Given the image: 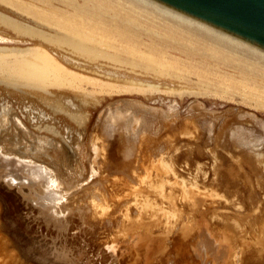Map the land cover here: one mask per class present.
<instances>
[{
    "label": "rangeland",
    "instance_id": "rangeland-1",
    "mask_svg": "<svg viewBox=\"0 0 264 264\" xmlns=\"http://www.w3.org/2000/svg\"><path fill=\"white\" fill-rule=\"evenodd\" d=\"M45 1L0 0L12 11L0 17V54L43 44L77 59L71 68L57 60L71 82L50 72L45 94L80 109L73 118L35 101L24 111L15 95L0 105V264H264V110L245 99L239 75L211 60L199 69L198 56L169 48L160 66L142 61L152 36L141 31L135 57L117 55L107 44L120 43L104 32L107 44L81 57L57 47L52 30L33 29V17L47 18L31 9L44 2L70 19L88 0ZM41 112L54 131L32 119Z\"/></svg>",
    "mask_w": 264,
    "mask_h": 264
},
{
    "label": "bare ground",
    "instance_id": "bare-ground-1",
    "mask_svg": "<svg viewBox=\"0 0 264 264\" xmlns=\"http://www.w3.org/2000/svg\"><path fill=\"white\" fill-rule=\"evenodd\" d=\"M112 1L113 0H88L89 5L91 6L88 5L82 8L77 6L75 7L72 5L75 16L74 18H70V19H62V18L60 19L61 14L59 11H57L59 9L51 7L45 4L44 2L43 3L34 2L36 6L33 4V2H31L35 6V7L33 6L34 8L31 10H34L37 13L33 16L43 15L46 16L47 19H42V18L40 19L37 17H33V21L31 19L29 20L32 21L31 24H33V29L52 30L53 31L52 33L55 34V37L59 41V44L56 45L57 47L58 46H60L61 48L68 47L70 51H72L73 53L74 52L76 53V51H78L77 53H79V55L87 51H90L92 53V51H94L93 49H95L96 47V44H98L96 42L99 41L105 42L101 37L98 38L97 35L100 32L101 33L104 32L108 35V38H115L116 41L120 43L118 45L120 48H116V47H112V44H107V41L105 42L107 45H109L110 48H115L117 50V55L119 54L120 56L126 53L132 57H135L134 54H136L137 52L134 49L132 50L131 47H133L134 44L142 45V43L138 42L139 41L138 38L140 31L145 32L147 35L152 36L151 43L145 47V49L150 55H146L147 52H143V53L141 52V54L146 53L144 55L149 57H144L140 55L144 57L143 59L141 58L140 60L149 63L153 62V64L156 63L158 66H160V63L158 61L163 58L162 55L165 54L166 48H169V49H175L180 53H182L188 62H194L193 61L194 57L198 56L199 58L198 63H196V65L194 66H197L199 69L202 70L203 69L209 70L208 65L210 60L216 64L219 65L221 64L226 67L232 68L235 71V74L234 76H232V78L234 79V77H236L235 75H239V77H237L239 79L238 83H241L240 85L241 87L246 88V91L244 92L247 98L245 97L244 98L249 100L250 98H254V101L259 104L257 105L259 107H255V108L264 110V51L263 50L251 44H248L242 40H239L233 36H230L207 24H204L194 18L186 16L154 0H118L119 2L115 0L117 1L116 3ZM48 2L51 3V1L49 0L46 3ZM9 6L11 7V5ZM65 8L66 7H64V9ZM52 9L54 10L50 11ZM2 13L12 14V11L7 9L6 7L0 6L1 18H3ZM77 17L80 18L79 22ZM85 20H86V25L88 24V22H91V25L94 28L93 27L86 28L85 26L81 27L80 23L84 25ZM6 22L10 25L12 29H15L14 25H17L19 28L22 27L19 23H13V21L11 20ZM98 23L103 24L105 27H103V29H100V27L96 26ZM8 24L7 26L9 27ZM87 29L89 30V32L87 31ZM32 32L35 33V30H33ZM33 35L34 34H31L30 36ZM153 37L159 38L161 40L159 42L155 41ZM195 37H200L202 39H205L211 42L212 44L216 45L218 48H213L212 46H204V47L196 46L197 43H194L193 41V38ZM17 38L20 39L21 42L32 41L30 37L29 38L27 37L26 39L21 37H17ZM52 44L53 43H51V45ZM64 44L66 47H64ZM122 44L128 46H125L126 47L125 48L121 46ZM42 45L43 44L40 45L37 51L30 50L28 51L27 54H24V51L21 50L18 51L15 49V51H13L12 58H9L10 56L8 55H3L4 53L0 54V105L6 103L4 98L9 97L11 95H15L16 106L18 108H21L20 106L24 105L25 107L24 111H28L26 109H29L30 111L34 102L38 101L41 105L49 106L53 111H62L69 114L71 117L76 118V116L78 115V110L80 109V104L74 102L72 98H70L67 95H64L63 93H56L49 97L46 96L45 92H47L46 79L50 72H52L53 76L54 74L55 75L57 74L58 78H62L63 76L62 75L61 77H59V75L62 74V72H61V65L58 64V61L64 66L71 68V67H79V64L76 62L77 59L75 60L74 58L69 57V55L67 56L61 54V51L58 50V48H55V46L53 45L52 46L54 48L51 47L50 45L46 46L45 48L48 51L46 52L44 49H42L43 48ZM119 51H123L124 53ZM159 51H161V53L158 55ZM49 53L53 54L54 58H50L48 55ZM97 53L98 52H96L95 54ZM86 55L88 56L90 54L88 53ZM91 55L90 57L93 58ZM153 55H157V57L154 59ZM105 56L106 58L113 57L112 55L109 56L107 54H105ZM171 63H173L174 65L179 64L178 62L173 60H170L169 64ZM97 67L91 65L92 70L96 68L98 71L103 72V70ZM190 68L192 67L190 66ZM70 72L71 71H69V73ZM112 74H110V76ZM53 76L52 79L54 78L53 80H56L55 79L56 76L54 77ZM112 76L115 77L114 75ZM197 76L203 79L202 81L199 82L200 83L199 86L204 85L205 83H207L206 86L210 84L209 82L205 81L204 76L202 75H197ZM80 77L82 76H79V78ZM50 78L48 77V79ZM79 78H74L76 79L74 80L72 77L73 81H76L78 83L81 82L84 83L85 81L83 80L84 78L82 80ZM249 78L251 79V81L255 83L253 84V88L249 87L247 84H244V82L242 83V81H249ZM228 79H230V77H228ZM62 80H66V79L62 78ZM90 80L92 81V79ZM57 81L59 82V79ZM62 82L69 83L71 82V80L70 81L66 80ZM256 84L259 85L258 89H255ZM34 88H36V93H33L32 91ZM37 91L38 92L40 91V93H37ZM5 108L3 107L2 109L0 108V111L5 110ZM38 111L40 112L41 110L38 109ZM46 118L47 115L45 113L43 114V112L40 113V116L37 119H34L32 116V119L35 120L37 124L41 123L38 124L39 128H45L47 130L54 131L47 125L42 124L43 122H45L44 119Z\"/></svg>",
    "mask_w": 264,
    "mask_h": 264
},
{
    "label": "water",
    "instance_id": "water-1",
    "mask_svg": "<svg viewBox=\"0 0 264 264\" xmlns=\"http://www.w3.org/2000/svg\"><path fill=\"white\" fill-rule=\"evenodd\" d=\"M264 51V0H154Z\"/></svg>",
    "mask_w": 264,
    "mask_h": 264
}]
</instances>
